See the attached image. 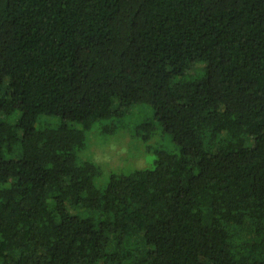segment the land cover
<instances>
[{"label":"trees","instance_id":"trees-1","mask_svg":"<svg viewBox=\"0 0 264 264\" xmlns=\"http://www.w3.org/2000/svg\"><path fill=\"white\" fill-rule=\"evenodd\" d=\"M140 103L180 151L100 187ZM0 264H264V0H0Z\"/></svg>","mask_w":264,"mask_h":264},{"label":"rangeland","instance_id":"rangeland-1","mask_svg":"<svg viewBox=\"0 0 264 264\" xmlns=\"http://www.w3.org/2000/svg\"><path fill=\"white\" fill-rule=\"evenodd\" d=\"M56 119L50 118L53 122ZM144 122L154 124V133L147 139L143 137L144 131L137 133L136 130L137 125ZM110 123H116L114 131H104L103 127ZM158 148L180 151L172 135L155 117L153 106L140 103L121 116L97 121L88 130L86 145L79 156L81 160H92L100 166L101 173L97 176L96 183L105 187L113 173L152 166L156 157L155 150Z\"/></svg>","mask_w":264,"mask_h":264}]
</instances>
